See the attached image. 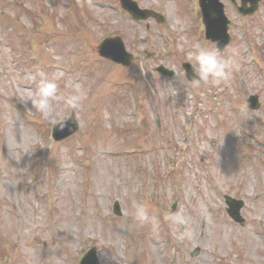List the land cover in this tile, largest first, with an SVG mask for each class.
<instances>
[{"label": "rangeland", "instance_id": "1", "mask_svg": "<svg viewBox=\"0 0 264 264\" xmlns=\"http://www.w3.org/2000/svg\"><path fill=\"white\" fill-rule=\"evenodd\" d=\"M49 1L46 6L47 0H0V230L13 238L2 242L7 248L4 257H12V264H75L76 246L92 236L98 264H251L264 256V147L250 140L254 134H244L254 130L259 137L264 126V6L248 22L247 30L236 22V42L220 54L227 58L231 50L238 52L235 81L185 87L160 80L155 92L149 93L145 84L153 91L151 73L141 75L140 63L151 65L150 58L136 52V64L119 70L93 57L90 44L100 34L123 33L131 49L141 46L138 39L143 27H125L131 22L110 10L109 0L73 1L86 18L79 10L62 23L57 24V18L50 20L38 38L37 63L21 66L19 58L27 63L33 57L19 49L21 43L8 26L18 18L22 30L30 27L33 20L26 12L28 6L57 17L63 2L60 0L57 9L56 0ZM67 1L71 6L72 1ZM139 1L160 6L168 16L169 6L172 14L165 26L152 28L149 42L157 44L156 30L172 28L174 50L187 58L189 37L182 31L187 22L182 13L177 14L175 1ZM239 31L244 32L242 36ZM58 33L59 41L49 45V39ZM22 38L24 42L26 38ZM82 40L88 41V49L78 51L73 68L71 57ZM46 42L48 47L43 46ZM145 47L153 49L151 44ZM250 55L254 60L250 61ZM54 64L71 73L57 81L58 94L67 97L79 87L87 98L75 113L78 134L54 143L48 151L44 139L50 118L30 110L31 104L22 103L21 98L35 92L38 72L52 79L62 71H45V65ZM125 78L132 79L128 104L110 99L107 104L114 93L125 94L120 83ZM250 93L259 95L260 107L255 112L244 106ZM137 94L145 100H134L140 113L130 121V98ZM51 104L55 113L68 111L62 101L54 99ZM111 119L114 125L108 122ZM185 131L186 148L179 143ZM239 146L240 152L249 155L247 159L242 160L240 153L237 156ZM168 153L175 158L172 170L164 159ZM32 164L36 165L34 173ZM175 183L179 187L176 195L172 190ZM223 195L243 200L242 226L230 221ZM113 199L119 202L121 213L108 218ZM173 200H177L175 209L167 210ZM133 201L146 203L150 212L155 211L163 234L153 233L150 225L135 220ZM169 212L189 219V234L182 241L173 237L174 226L165 219ZM129 224L136 234L133 247L125 243ZM12 240L18 249L7 247Z\"/></svg>", "mask_w": 264, "mask_h": 264}, {"label": "clouds", "instance_id": "2", "mask_svg": "<svg viewBox=\"0 0 264 264\" xmlns=\"http://www.w3.org/2000/svg\"><path fill=\"white\" fill-rule=\"evenodd\" d=\"M238 52L233 49L231 54L224 58L216 47L202 45L199 41L191 43L187 60L190 65L193 85H221L227 83L233 73L238 69L235 57ZM40 77L35 92H29L26 97L21 98L22 103H30L31 109L38 112L44 118H50L53 128L63 131L72 115L77 113L86 100V93L79 87L67 97L58 94L57 81L63 76L62 72L48 79L43 72H38ZM187 78V72L182 73ZM35 79V77H33ZM62 101L68 111L55 113L51 104L52 100ZM133 215L140 225H150L153 233L160 230V221L155 211L150 212L149 205L139 201H133ZM174 226L173 237L182 241L188 236L189 219L182 213L169 212L165 217Z\"/></svg>", "mask_w": 264, "mask_h": 264}]
</instances>
